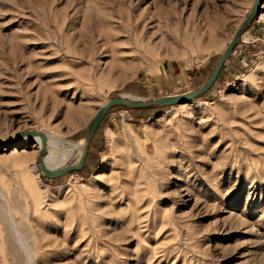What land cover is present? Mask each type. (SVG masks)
I'll use <instances>...</instances> for the list:
<instances>
[{
	"label": "rangeland",
	"instance_id": "rangeland-1",
	"mask_svg": "<svg viewBox=\"0 0 264 264\" xmlns=\"http://www.w3.org/2000/svg\"><path fill=\"white\" fill-rule=\"evenodd\" d=\"M253 1L0 0V140L41 131L71 164L109 99L199 88ZM256 14L209 91L110 109L79 171L35 176L37 143L1 147L0 264H264Z\"/></svg>",
	"mask_w": 264,
	"mask_h": 264
},
{
	"label": "water",
	"instance_id": "water-1",
	"mask_svg": "<svg viewBox=\"0 0 264 264\" xmlns=\"http://www.w3.org/2000/svg\"><path fill=\"white\" fill-rule=\"evenodd\" d=\"M263 0H254L253 4L247 13L248 15L244 18V21L241 23V25L235 30V33L231 40L228 42L227 46L224 49L223 54L217 61L216 65L214 66L213 71L211 72L210 76L207 78V80L201 84L199 88L193 89V91H188L176 95H168V96H162L158 97L156 99L152 100H133L126 97H114L109 99L106 103H104L102 106L97 108L94 115L88 120V124L85 130L84 135V145L82 147L81 153L78 156L77 160L72 162L68 165L58 166L53 168H49L45 166L43 163L42 157L45 155V135L41 131H33V130H25V131H18L13 135L11 140L8 142L11 144L13 141L18 140L20 137L25 136H39V147L35 156V162L34 166L38 171V175L41 177L54 179L58 176H61L65 173L72 172V171H79L84 164L85 156L87 153V149L89 146V140L92 137V134L94 130L96 129L97 125L99 124V121L102 119L106 113L116 107H127L131 109H141L146 107H166V106H176V104H183L192 101L194 98L201 96L205 94L207 91L211 89L213 86V83L218 78L222 66L224 65L225 61L227 60L228 55L232 52L233 47L237 44L240 35L242 31L253 21L255 16L257 15V11L259 6L261 5V2ZM4 146V143L0 144V148Z\"/></svg>",
	"mask_w": 264,
	"mask_h": 264
},
{
	"label": "bare ground",
	"instance_id": "bare-ground-1",
	"mask_svg": "<svg viewBox=\"0 0 264 264\" xmlns=\"http://www.w3.org/2000/svg\"><path fill=\"white\" fill-rule=\"evenodd\" d=\"M123 96L126 97V98L133 99V100H141V99H136V98L131 97V96L122 95V97ZM44 135H45V149H46V153H47V143L50 142V138H49L48 134L44 133ZM20 138L21 139L22 138L31 139L33 142L37 143L38 146L40 144L39 136H37V135L36 136H25V137H20ZM20 138H18V139H20ZM8 141H10V138L4 139V140H0V144L1 143H4V145L5 144H9ZM71 145H72V148H76L77 149V156H79L80 153H81L82 147H83V143L82 142H78V143L71 144ZM70 152H71V150H70ZM69 155H70V153H68V151L61 152L58 157H51V156H48V155L45 154L42 157V159H43V163L45 164V166L54 169V167L61 166L63 164V162L65 161L64 159L66 157H68ZM33 173H34L35 176L38 175V171H37V169L35 167L33 168Z\"/></svg>",
	"mask_w": 264,
	"mask_h": 264
},
{
	"label": "crops",
	"instance_id": "crops-1",
	"mask_svg": "<svg viewBox=\"0 0 264 264\" xmlns=\"http://www.w3.org/2000/svg\"><path fill=\"white\" fill-rule=\"evenodd\" d=\"M91 139V138H90ZM90 141V140H89ZM91 142V141H90ZM90 142H89V144H90ZM89 147V146H88ZM85 161H87V159H86V156H85ZM85 161H84V163H85Z\"/></svg>",
	"mask_w": 264,
	"mask_h": 264
},
{
	"label": "trees",
	"instance_id": "trees-1",
	"mask_svg": "<svg viewBox=\"0 0 264 264\" xmlns=\"http://www.w3.org/2000/svg\"><path fill=\"white\" fill-rule=\"evenodd\" d=\"M124 107H125V106H124ZM124 107H123V108H124Z\"/></svg>",
	"mask_w": 264,
	"mask_h": 264
}]
</instances>
